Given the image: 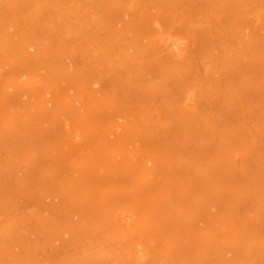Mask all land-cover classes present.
<instances>
[{
  "label": "rangeland",
  "instance_id": "rangeland-1",
  "mask_svg": "<svg viewBox=\"0 0 264 264\" xmlns=\"http://www.w3.org/2000/svg\"><path fill=\"white\" fill-rule=\"evenodd\" d=\"M0 264H264V0H0Z\"/></svg>",
  "mask_w": 264,
  "mask_h": 264
},
{
  "label": "bare ground",
  "instance_id": "bare-ground-1",
  "mask_svg": "<svg viewBox=\"0 0 264 264\" xmlns=\"http://www.w3.org/2000/svg\"><path fill=\"white\" fill-rule=\"evenodd\" d=\"M169 47H170V49H172L174 51L177 49H180L179 43H176V42L171 43V45Z\"/></svg>",
  "mask_w": 264,
  "mask_h": 264
}]
</instances>
